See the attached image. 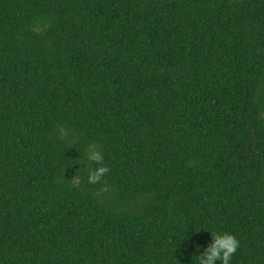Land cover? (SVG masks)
Segmentation results:
<instances>
[{"label": "trees", "instance_id": "1", "mask_svg": "<svg viewBox=\"0 0 264 264\" xmlns=\"http://www.w3.org/2000/svg\"><path fill=\"white\" fill-rule=\"evenodd\" d=\"M212 232L264 264V0H0V264H200Z\"/></svg>", "mask_w": 264, "mask_h": 264}, {"label": "clouds", "instance_id": "2", "mask_svg": "<svg viewBox=\"0 0 264 264\" xmlns=\"http://www.w3.org/2000/svg\"><path fill=\"white\" fill-rule=\"evenodd\" d=\"M91 159L99 161L101 157L93 153ZM106 171H109L107 167H99L95 173L89 175L88 182L96 183ZM212 235L215 238V242L207 250L206 259L201 261L200 264H212L213 260L216 259L221 260L222 264H229L231 257L239 247L238 240L233 235L227 233L220 235L212 232Z\"/></svg>", "mask_w": 264, "mask_h": 264}]
</instances>
